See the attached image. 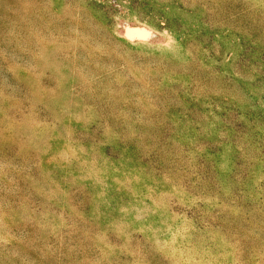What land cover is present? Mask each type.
Masks as SVG:
<instances>
[{"label": "rangeland", "instance_id": "obj_1", "mask_svg": "<svg viewBox=\"0 0 264 264\" xmlns=\"http://www.w3.org/2000/svg\"><path fill=\"white\" fill-rule=\"evenodd\" d=\"M0 264H264V0H0Z\"/></svg>", "mask_w": 264, "mask_h": 264}]
</instances>
